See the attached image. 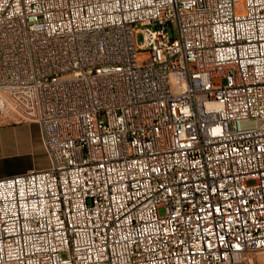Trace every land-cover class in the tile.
I'll list each match as a JSON object with an SVG mask.
<instances>
[{"label": "built area", "instance_id": "obj_1", "mask_svg": "<svg viewBox=\"0 0 264 264\" xmlns=\"http://www.w3.org/2000/svg\"><path fill=\"white\" fill-rule=\"evenodd\" d=\"M0 118V264H264V0H0Z\"/></svg>", "mask_w": 264, "mask_h": 264}, {"label": "crops", "instance_id": "obj_2", "mask_svg": "<svg viewBox=\"0 0 264 264\" xmlns=\"http://www.w3.org/2000/svg\"><path fill=\"white\" fill-rule=\"evenodd\" d=\"M40 142L42 144L38 124L26 121L16 123L0 118V177L23 173L31 168L38 169L36 166L41 163H32V151ZM48 165L49 162H42L41 168Z\"/></svg>", "mask_w": 264, "mask_h": 264}, {"label": "rangeland", "instance_id": "obj_3", "mask_svg": "<svg viewBox=\"0 0 264 264\" xmlns=\"http://www.w3.org/2000/svg\"><path fill=\"white\" fill-rule=\"evenodd\" d=\"M135 36H136L137 44H140L141 43L140 33L137 32ZM139 61L140 62L145 61V56L143 53L139 55ZM37 162L41 163V165L36 166V168H41L42 162H48L47 154L45 153V150L41 142L36 148H33V151H32V163L36 165ZM160 213L161 214L163 213V209H160Z\"/></svg>", "mask_w": 264, "mask_h": 264}]
</instances>
